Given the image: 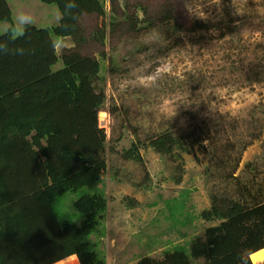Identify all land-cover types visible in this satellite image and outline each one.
Returning a JSON list of instances; mask_svg holds the SVG:
<instances>
[{"label":"rangeland","instance_id":"374dc122","mask_svg":"<svg viewBox=\"0 0 264 264\" xmlns=\"http://www.w3.org/2000/svg\"><path fill=\"white\" fill-rule=\"evenodd\" d=\"M67 5L0 0V83L25 73L58 81L75 70L99 102L105 139L96 187L107 209L105 234L91 239L105 264L161 262L172 244L192 243L219 224L198 217L213 196L235 198L243 183L264 195V0H106L104 13L80 15L77 37L63 27ZM197 22L211 29L192 31ZM76 54L99 66L82 62L77 70ZM86 68L95 73L80 72ZM162 137L173 140L165 153L151 146ZM83 164L71 161L62 180L89 181ZM42 183L52 197L57 183ZM22 185L1 214L0 239L14 234L9 216L46 207L41 191ZM183 190L197 219L173 227L164 201ZM64 198L58 211L75 219Z\"/></svg>","mask_w":264,"mask_h":264},{"label":"trees","instance_id":"16d2710c","mask_svg":"<svg viewBox=\"0 0 264 264\" xmlns=\"http://www.w3.org/2000/svg\"><path fill=\"white\" fill-rule=\"evenodd\" d=\"M44 1L68 2L63 12V27L68 36L77 37L80 15L104 13L106 0ZM109 1L114 4L118 0ZM210 29L209 25L197 22L192 31ZM228 33L229 30L224 31L223 35ZM74 56L77 70L82 62L99 66L96 59ZM80 72L95 73L88 68ZM79 81L81 78L74 70L58 81L51 75L43 78L25 73L11 79L10 84L0 83V219L5 206L19 200L24 181L31 186L29 193H33L32 189L41 191L40 204L46 205L43 212H16L9 216L14 234L8 235L7 240L0 239V264H53L73 255L80 264L106 263L104 253L91 239L105 234L103 221L107 208L102 191L96 187L95 164L103 153L105 135L97 126L99 102L91 101L89 92ZM166 141V137L155 139L151 146L165 153L173 146L172 139ZM96 143L99 145L92 151ZM77 158L83 160V170L92 175L80 186L74 178L62 180L68 176L65 173L69 171V163ZM61 171L64 174L55 179ZM42 178H52L57 183L51 189L52 197L42 190ZM237 189L235 198L213 196L210 206L198 214L203 222L219 221L218 225L205 229L203 238L192 243L170 242L172 245L165 250L163 261L144 257L137 264H252L249 257L264 249V195L253 196L247 183ZM188 192L183 190L164 201L166 217L173 227L197 219L185 210ZM73 195L77 197L73 199ZM64 196L68 199L67 207L78 213L75 219L58 211V202Z\"/></svg>","mask_w":264,"mask_h":264},{"label":"bare ground","instance_id":"6f19581e","mask_svg":"<svg viewBox=\"0 0 264 264\" xmlns=\"http://www.w3.org/2000/svg\"><path fill=\"white\" fill-rule=\"evenodd\" d=\"M250 259H251L253 264L262 263L264 261V249L253 253L250 256ZM53 264H78V259L76 256L73 255V256L67 257V258L60 260V261L53 263Z\"/></svg>","mask_w":264,"mask_h":264}]
</instances>
